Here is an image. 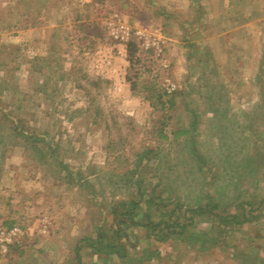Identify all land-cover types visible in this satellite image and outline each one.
I'll return each instance as SVG.
<instances>
[{
    "label": "rangeland",
    "instance_id": "obj_1",
    "mask_svg": "<svg viewBox=\"0 0 264 264\" xmlns=\"http://www.w3.org/2000/svg\"><path fill=\"white\" fill-rule=\"evenodd\" d=\"M0 264H264V0H0Z\"/></svg>",
    "mask_w": 264,
    "mask_h": 264
},
{
    "label": "trees",
    "instance_id": "obj_2",
    "mask_svg": "<svg viewBox=\"0 0 264 264\" xmlns=\"http://www.w3.org/2000/svg\"><path fill=\"white\" fill-rule=\"evenodd\" d=\"M213 207H215V206H213ZM212 206H206L205 208H200V207H198V208H195V209H190L189 211L191 212V213H194L195 215H200V214H207V213H209L210 211H212V208H213ZM130 218V220H131V217H129ZM233 219L235 218L234 216L232 217ZM243 221H245V220H243ZM178 225V224H177ZM174 226H176L175 224H174ZM147 227L148 228H153V226H152V224H148L147 225Z\"/></svg>",
    "mask_w": 264,
    "mask_h": 264
},
{
    "label": "built area",
    "instance_id": "obj_3",
    "mask_svg": "<svg viewBox=\"0 0 264 264\" xmlns=\"http://www.w3.org/2000/svg\"><path fill=\"white\" fill-rule=\"evenodd\" d=\"M164 67H165V65H164ZM173 90H174L173 85H172V84H169V85H168V89H167V93H170V92H172ZM14 233H15L14 231L11 232V234H14Z\"/></svg>",
    "mask_w": 264,
    "mask_h": 264
}]
</instances>
